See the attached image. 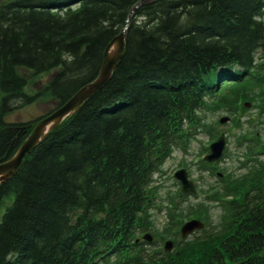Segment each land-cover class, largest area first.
<instances>
[{
  "label": "trees",
  "instance_id": "obj_1",
  "mask_svg": "<svg viewBox=\"0 0 264 264\" xmlns=\"http://www.w3.org/2000/svg\"><path fill=\"white\" fill-rule=\"evenodd\" d=\"M137 1L0 2V162L36 121L4 119L35 100L20 69L51 72L43 90L61 105L96 76ZM263 14L264 0H154L135 9L108 81L0 182V200L9 197L0 264H264V138L237 142L247 171L210 197L226 214L215 237L173 253L134 242L153 228V174L206 128L196 115L205 100L227 107L253 89L264 95ZM168 215L177 238L180 221Z\"/></svg>",
  "mask_w": 264,
  "mask_h": 264
},
{
  "label": "rangeland",
  "instance_id": "obj_2",
  "mask_svg": "<svg viewBox=\"0 0 264 264\" xmlns=\"http://www.w3.org/2000/svg\"><path fill=\"white\" fill-rule=\"evenodd\" d=\"M258 52H256L258 56H255L257 60H260L261 54ZM20 74L26 80L24 92L29 95L39 93V96L34 102L7 113L4 117L7 122L33 120L47 112L55 104L48 92L43 91L49 72L33 75L28 70L20 69ZM251 92L252 96L249 99L244 94H241L240 98H236L234 103H231L232 99H228L225 102L227 107L222 105L214 107L216 104L214 99H206L205 106L196 113L206 128L198 129V133L188 140L183 149H174L153 174L152 186H154L153 191L156 196L155 202L156 205L161 206L159 210H153L151 218L153 239H174L176 244L170 252L186 243L192 244L195 241H206L215 237L212 233L220 230L221 223L226 219L221 203L210 197L220 196L219 191L228 182L229 176L235 177L247 171L248 161H245V157L242 155L244 149L241 147L243 145L241 147L237 145L239 139L245 137L252 140L264 138V132L261 130L264 126V113L259 109L264 104V95L258 89H253ZM221 117H224L225 120L219 123L218 120ZM207 128H210V133L214 135L213 139L220 133L224 137L223 155L211 164H203L199 160L207 150L206 146L209 143V134L205 131ZM258 131L260 134L255 136ZM259 157L264 159V156ZM178 168H182L186 172L187 178L194 186V194L189 196L179 194L178 185L172 177V173ZM8 202V196L0 200V216ZM168 213L172 214L173 222H181L199 215L202 217L200 220L203 223V229L193 232L184 241H180L178 237L175 238L171 234L174 226L168 220L170 219ZM144 247L148 251L161 248L160 245H144ZM97 264L119 263H117V259L111 257L107 262H98Z\"/></svg>",
  "mask_w": 264,
  "mask_h": 264
},
{
  "label": "water",
  "instance_id": "obj_3",
  "mask_svg": "<svg viewBox=\"0 0 264 264\" xmlns=\"http://www.w3.org/2000/svg\"><path fill=\"white\" fill-rule=\"evenodd\" d=\"M153 0H138L128 11L126 20L130 17V14L139 6L152 2ZM126 26L124 25L120 31L112 37L105 45L104 50L101 54L100 64L97 70L96 76L85 83L78 89H76L72 95L67 98L62 105L55 108L51 113L47 114L35 122L30 132L18 145L15 152L4 161L0 162V182L6 180L13 175L24 156L28 155L29 152L41 141H43L48 134L53 131L60 122L70 115H72L81 104L91 97L94 93L100 90L104 84L110 78V75L124 54V31ZM225 118L219 119V122H224ZM224 139L223 135L220 134L213 142L208 146V153L205 154L202 159L207 162L215 161L221 154L223 149ZM173 177L178 180L180 185V191L182 193L192 194L194 188L192 183L187 180L186 173L183 169H179L174 172ZM202 224L198 220L190 219L184 222L180 228L179 233L181 237H184L194 229L201 228ZM146 241L150 240V236L143 235ZM171 247V242L166 241L163 244V249L168 250Z\"/></svg>",
  "mask_w": 264,
  "mask_h": 264
},
{
  "label": "bare ground",
  "instance_id": "obj_4",
  "mask_svg": "<svg viewBox=\"0 0 264 264\" xmlns=\"http://www.w3.org/2000/svg\"><path fill=\"white\" fill-rule=\"evenodd\" d=\"M127 14H128V13H127ZM132 15H133V12L130 14V17H131ZM126 17H127V16H126ZM130 17H128V20H129ZM125 20H126V18H125ZM125 20H124V25L127 27V22H128V20H127V21H125ZM124 25H123V26H124ZM125 29H126V28H125ZM103 50H104V49H103ZM103 50H102V52H103ZM24 87H25V86H24ZM38 96H39V93L34 94L35 100H36V98H38ZM35 100H34V101H35ZM34 101H33V102H34ZM31 103H32V102H31ZM29 104H30V103H29ZM21 107H22V106H21ZM53 109H54V106H53L52 108H50V109H49L47 112H45L44 114H47V113L52 112ZM12 111H13V110H12ZM9 113H10V112H9ZM44 114H41L40 116L36 117V118H35L36 121H38L39 119H41V118L44 116ZM35 119H33V120H35ZM30 121H32V120H30ZM36 121H34L33 125L35 124ZM20 122H22V121H20ZM31 129H32V128H30V130H31ZM30 130H29V132H30ZM29 132H28V133H29ZM28 133H27V134H28ZM50 133H51V132H50ZM50 133H49V134H50ZM49 134H48V135H49Z\"/></svg>",
  "mask_w": 264,
  "mask_h": 264
}]
</instances>
